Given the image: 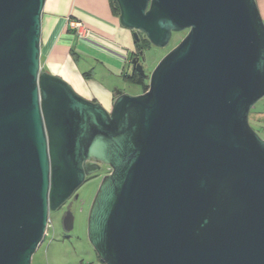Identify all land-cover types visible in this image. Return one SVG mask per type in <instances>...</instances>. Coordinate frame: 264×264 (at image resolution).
Returning a JSON list of instances; mask_svg holds the SVG:
<instances>
[{
	"label": "water",
	"instance_id": "water-1",
	"mask_svg": "<svg viewBox=\"0 0 264 264\" xmlns=\"http://www.w3.org/2000/svg\"><path fill=\"white\" fill-rule=\"evenodd\" d=\"M45 1L0 0V264H31L50 211L101 165L87 235L103 264H264L256 0H115L135 41L187 32L148 75L132 57L148 88L113 86L109 110L41 70Z\"/></svg>",
	"mask_w": 264,
	"mask_h": 264
},
{
	"label": "crops",
	"instance_id": "crops-1",
	"mask_svg": "<svg viewBox=\"0 0 264 264\" xmlns=\"http://www.w3.org/2000/svg\"><path fill=\"white\" fill-rule=\"evenodd\" d=\"M264 21V0H256ZM80 24L77 29L68 21ZM132 30L123 27L112 13L109 0H46L40 39L41 70L59 76L85 98L110 109L113 86L126 92L123 75L131 72L135 46ZM100 94L88 81L95 76ZM35 254V253H34ZM32 264H40L33 261Z\"/></svg>",
	"mask_w": 264,
	"mask_h": 264
},
{
	"label": "rangeland",
	"instance_id": "rangeland-1",
	"mask_svg": "<svg viewBox=\"0 0 264 264\" xmlns=\"http://www.w3.org/2000/svg\"><path fill=\"white\" fill-rule=\"evenodd\" d=\"M183 37L182 32H174L167 47L159 48L151 45L145 49L143 51L145 73L150 74L148 72L152 71L158 61ZM94 80H90L88 83L90 82L95 87L93 88L94 92L100 94L101 90L97 83L104 85L105 81L100 80L99 75L95 76ZM146 82L148 88V79H146ZM143 89L138 84H130L126 87L127 92L131 94H140L144 92ZM254 111H264V97L250 110V112ZM249 123L258 135L264 138V114L252 113L249 116ZM104 172L105 170L102 171V173ZM102 177L87 178L75 192L78 194V198L70 200L73 202L70 207L74 217L72 229L65 230L63 227L62 218L67 211L65 204L54 211H50L47 234L33 255L34 262L38 261L40 264H103L89 243L87 235L89 208Z\"/></svg>",
	"mask_w": 264,
	"mask_h": 264
},
{
	"label": "trees",
	"instance_id": "trees-1",
	"mask_svg": "<svg viewBox=\"0 0 264 264\" xmlns=\"http://www.w3.org/2000/svg\"><path fill=\"white\" fill-rule=\"evenodd\" d=\"M109 2H110L111 9H112V13L118 17L119 16V8H118L116 1L115 0H109ZM134 46H135L136 51L145 50L148 47H150V43L145 37H139L138 40H136V41L134 40ZM123 79L125 80V82L128 85L138 84L144 88L143 91H145L147 89L146 78L144 76H142L141 74H139L137 71H131L129 74L123 75ZM252 113H256L257 115H260V114H264V111H262V112H260V111L249 112V116Z\"/></svg>",
	"mask_w": 264,
	"mask_h": 264
},
{
	"label": "flooded vegetation",
	"instance_id": "flooded-vegetation-1",
	"mask_svg": "<svg viewBox=\"0 0 264 264\" xmlns=\"http://www.w3.org/2000/svg\"><path fill=\"white\" fill-rule=\"evenodd\" d=\"M186 32H187V30L186 31H182V33H183V36L186 34ZM181 33V32H180ZM139 37H144L142 34H139ZM151 46V45H150ZM168 46V45H167ZM166 46V47H167ZM172 49V48H171ZM140 51H144V50H139V51H134V55L132 56V57H134L135 55L136 56H138V53L140 52ZM151 72V71H150ZM150 72H148V73H150ZM148 75V74H147ZM145 78L146 79H148L146 76H145ZM142 93V92H141ZM101 171H99V172H96V173H93V174H91L88 178H101L104 174H106V173H108L109 171H108V167H107V165H101ZM105 170V172L104 173H102V171H104ZM73 198V196L72 197H70L64 204H65V208L67 207V209H69L70 210V207H71V205H72V201H70L71 199Z\"/></svg>",
	"mask_w": 264,
	"mask_h": 264
},
{
	"label": "built area",
	"instance_id": "built-area-1",
	"mask_svg": "<svg viewBox=\"0 0 264 264\" xmlns=\"http://www.w3.org/2000/svg\"><path fill=\"white\" fill-rule=\"evenodd\" d=\"M69 25L72 26V27H75V28H79L80 27V24L76 21H68ZM49 225V224H48Z\"/></svg>",
	"mask_w": 264,
	"mask_h": 264
}]
</instances>
